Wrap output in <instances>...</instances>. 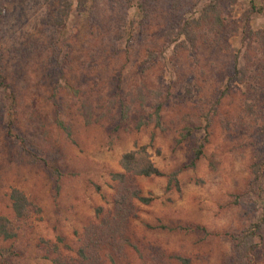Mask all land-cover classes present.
<instances>
[{"label": "rangeland", "instance_id": "obj_1", "mask_svg": "<svg viewBox=\"0 0 264 264\" xmlns=\"http://www.w3.org/2000/svg\"><path fill=\"white\" fill-rule=\"evenodd\" d=\"M142 2L146 17L136 7ZM250 2L264 6L221 0L222 31L215 41L206 28L195 29L193 49L176 47L182 37L165 32L170 22L197 16L201 3L194 0H133L128 18L139 24L119 40L122 2L99 0V22L73 6L59 31L65 67L50 63L51 33L40 31L46 1L7 3L0 23V53L8 54V87L0 91V217L13 236H0V264H183L176 257L235 264L231 236L257 222V264H264V168L254 172L264 154V82L255 77L264 61V13L247 20L246 35L259 34L243 42ZM28 39L37 47L25 52ZM234 56L240 67L248 62L241 82L229 80ZM118 86L130 107L124 120L109 105ZM202 142L195 167L180 171L177 186L167 189L168 174ZM141 146L163 175L129 176L151 200L132 201L119 215L111 174L122 172L123 153ZM12 189L30 203L26 217H15ZM86 243L91 256L82 261L78 251Z\"/></svg>", "mask_w": 264, "mask_h": 264}, {"label": "trees", "instance_id": "obj_2", "mask_svg": "<svg viewBox=\"0 0 264 264\" xmlns=\"http://www.w3.org/2000/svg\"><path fill=\"white\" fill-rule=\"evenodd\" d=\"M18 0H0V23L4 21L6 16H8L7 10V3L14 4ZM46 7L48 12L46 13L45 19L42 21L40 25V31L44 33H51L47 36V47L50 48V63L55 66H63L65 67V63L68 62L67 54L62 53L61 49L59 48V31L60 28H64L68 22L69 16L71 14L73 6H75L76 10L84 13L87 16L86 20L90 19V15L93 18H96L99 22L100 19L97 16V9H98V1L99 0H45ZM111 1V0H110ZM122 2L120 5L123 9V12L116 16L115 18V28L119 31L116 40L121 39L125 35V31L127 29L134 30V25L139 24V22L135 19H129L127 9L133 6V0H118V4ZM195 4L201 3V7L197 16H191L186 19H178L170 22L167 25V31L165 34L167 37H173V39L177 38L179 40L176 47H182L193 49L196 47L197 42V35L195 29L206 28L207 33L206 35L212 36L215 38L218 34L222 31L224 27L223 19L221 18L219 5L221 0H194ZM136 7L142 13L143 17H146L147 14V2H142L136 4ZM264 6H256L253 2H250V8L248 10L247 17L243 20L244 23V36L243 42H249L252 34H259L257 32H252L251 30H247V35L245 30L247 29V20L251 18V15H258L263 14ZM100 14V11H99ZM101 15V14H100ZM177 26V29L175 28ZM96 26H99L96 23ZM102 28V27H101ZM176 29V30H175ZM102 30V29H101ZM106 31V30H105ZM262 38V37H261ZM216 41V40H215ZM25 47L24 51L29 52L31 49L37 47V43L33 39H28L26 43H24ZM8 51V50H6ZM23 51V53H24ZM116 52L117 49H113V52ZM21 52V54H23ZM8 54L0 53V91L4 94L7 91V65L5 64L4 57H7ZM153 57L152 54H149V58ZM248 63V62H247ZM247 63L243 64V66H239L237 62V56H234L233 62V69L232 74L230 75V81H238L241 82L247 71ZM6 65V66H5ZM261 66L257 72H255V77H261V81L264 82V61H261ZM60 79H64L63 76L59 77ZM262 82V83H263ZM261 83V82H260ZM187 93L190 92V88H187ZM119 86L117 90L112 94L114 97H117V100L109 101V105H113L114 103L118 106V114L120 120H124L127 118V114L130 111L129 104L119 94ZM225 92L222 91L220 96L223 95ZM217 103V100L215 101ZM85 107V106H83ZM88 108V107H87ZM86 123H90L89 117L92 116L91 112L83 113ZM101 116V115H100ZM99 119V117L97 118ZM190 135V130L186 129L185 134H183V138ZM206 141V140H205ZM205 147V142L197 144L193 149L192 157L188 159L187 163H183L180 167L171 173L168 174L167 180V189L172 187V184L177 186V175L180 171L193 168L196 165V162L202 155L203 148ZM119 165L122 169V172H113L111 174V178L117 183V198L115 199V208L119 209V212L123 213L122 211H126V209L131 205L132 201H139L142 203L150 202L151 198L146 197L140 194L139 190H137L132 184L127 182L129 176H162L163 173L153 164L149 155L147 154L146 147L141 146L138 149L131 150L125 152L121 155L119 159ZM264 168V154L263 158L259 161V163L255 164L254 172L258 175L259 171ZM53 172L55 173L56 177L59 176V173L55 168H53ZM10 200H11V207L13 213L16 218H23L26 217L29 213L30 203L25 197V195L17 190L12 189L10 192ZM122 211H121V210ZM123 218V216H122ZM264 220V217L262 218ZM158 228L166 231H188L192 229V225H184V226H168L164 224H159ZM107 234H110L112 237L115 233L114 229L108 228V231L105 230ZM261 223H252L250 224L245 230H242L238 235L231 236V239L235 241V248L237 250V258L235 260V264H257V252L256 249L259 247V244L255 243L256 237L260 236L261 234ZM0 236L4 238H11L13 236L12 227L10 222L0 217ZM111 244V243H109ZM112 245V244H111ZM88 244L86 243L85 246L81 247L78 251L79 258L82 261H86L89 259V249ZM95 247V246H94ZM180 260L183 264H187L188 260L182 257H176Z\"/></svg>", "mask_w": 264, "mask_h": 264}]
</instances>
